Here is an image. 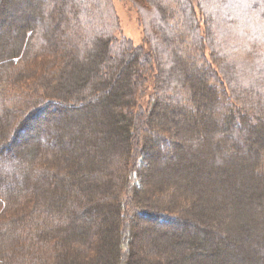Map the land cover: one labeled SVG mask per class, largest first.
<instances>
[{
    "label": "trees",
    "instance_id": "16d2710c",
    "mask_svg": "<svg viewBox=\"0 0 264 264\" xmlns=\"http://www.w3.org/2000/svg\"><path fill=\"white\" fill-rule=\"evenodd\" d=\"M130 1L140 45L119 35L112 0H0V264H180L171 239L201 209L203 186L169 168L174 179L157 182L158 167L199 162L213 139L215 170L253 156L264 181V0ZM114 89L103 137L85 117L56 122L99 111ZM217 109L223 126L209 117ZM198 170L190 176L205 181ZM138 230L154 235L136 253ZM250 249L264 264L262 246Z\"/></svg>",
    "mask_w": 264,
    "mask_h": 264
},
{
    "label": "rangeland",
    "instance_id": "374dc122",
    "mask_svg": "<svg viewBox=\"0 0 264 264\" xmlns=\"http://www.w3.org/2000/svg\"><path fill=\"white\" fill-rule=\"evenodd\" d=\"M220 1L222 0H215V2ZM246 2L250 3L251 0H247ZM112 6L118 21L119 35L130 39L134 45H140L144 38V33L137 7L130 0H112ZM15 10L16 5L6 9L8 29H12L11 26L18 25L16 21L17 17L15 18L12 15V12ZM215 10L218 13L220 12V16L224 15L223 10L221 11L219 8H215ZM5 26L7 27V25ZM5 26L3 27L5 28ZM96 64H99V62ZM105 66L107 68L106 73L103 75L105 87L102 89L110 88L111 90L116 88L115 83H113V77L116 74V64L107 61L105 62ZM73 86L71 87L73 88ZM81 93H84V91L76 90L74 92L77 95ZM111 95L105 101H101V108L97 112L80 111L79 113L77 112L76 116V113H69L64 115V117L56 119V122L62 124L65 121H72L76 124H83V119L80 120V118L85 117L86 120L91 119L92 123H87V127L91 128L92 134L98 138L100 135L103 137L104 133L111 126V114L113 112L111 104L118 102V90L114 89ZM209 117L216 124L220 123L222 126L224 125V116L220 110L217 109L214 112H209ZM175 118V121L181 123V118ZM91 124H94L93 129ZM198 130V127L195 128V131ZM186 131L191 134L194 129L189 127L186 128ZM31 139L33 143L38 140L36 137ZM189 140V142H183L184 149L191 148L195 150L194 147L198 145L193 140ZM103 142L104 145L115 143L112 136L106 138ZM214 143L215 140L213 139L212 142L210 141L202 145L203 147L207 145V149H203L202 147L203 152L204 150L207 151L204 152L201 160L197 157L199 162L195 163V161L190 160L186 155V159L182 163L176 161L171 162L167 167H162V169L158 167L159 171L164 173H162V178H159L157 182L163 183L164 180L173 178V171L167 172L169 168L171 170L177 169L181 172L180 178L183 180L184 185L189 186L191 184L197 187L200 186V188L203 186L202 189L197 191L200 197V200H198L201 209L189 215L188 219L190 223L182 228V230L184 229L183 232H187L189 235L183 237L182 232L177 234V240L171 239L172 247L170 253H173L175 260L178 258L176 255H180V264L181 262L182 264H189L191 260L196 258L198 264H260L261 260L251 251L250 246H262L264 249V181L255 178L252 174V169H249L253 165V156H248L244 159L239 158L234 162L226 164L223 162L222 166L217 167L222 171L215 170L214 166L217 160L212 150ZM242 144L243 146L245 145L244 143ZM197 151L195 150V152ZM180 166H182V169ZM195 170L202 173L205 172L207 174L206 180L204 181L201 176L198 177L202 179L201 183L200 179L198 180V178L190 176V173L195 172ZM100 180L102 182L104 180H111V177L107 175V177H102ZM195 227L197 229H194ZM138 235L142 242L137 243L136 253L143 252L149 246V243H153V240L149 238L154 234L153 231L138 230ZM196 251H198L199 256L193 257L188 261L189 258L187 256L192 255ZM140 264H146V258H142ZM147 264H150V261Z\"/></svg>",
    "mask_w": 264,
    "mask_h": 264
}]
</instances>
